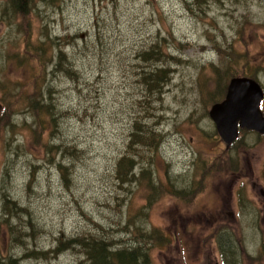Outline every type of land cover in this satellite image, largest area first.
Listing matches in <instances>:
<instances>
[{
  "label": "rangeland",
  "instance_id": "obj_1",
  "mask_svg": "<svg viewBox=\"0 0 264 264\" xmlns=\"http://www.w3.org/2000/svg\"><path fill=\"white\" fill-rule=\"evenodd\" d=\"M9 3L0 0V94L28 87L32 67L43 73L51 148L34 134V107H7L0 221L23 235L10 239L4 224L0 260L34 263L21 256L35 248L39 264H77L78 246L63 245L71 238L116 249L148 233L150 264H264V203L252 185L264 190V135L238 128L226 146L208 115L242 72L264 91V0H33L17 13ZM154 45L170 76L149 99L136 54ZM135 120L161 134L157 147L129 146ZM125 155L134 177L119 181ZM5 196L22 211L3 207Z\"/></svg>",
  "mask_w": 264,
  "mask_h": 264
},
{
  "label": "trees",
  "instance_id": "obj_2",
  "mask_svg": "<svg viewBox=\"0 0 264 264\" xmlns=\"http://www.w3.org/2000/svg\"><path fill=\"white\" fill-rule=\"evenodd\" d=\"M10 3L12 10L14 13H17V11L26 12L27 7H30L33 0H8ZM27 44H25L26 46ZM155 47L150 50L139 52L136 54L138 62H139V71L135 72V77L139 74V78L136 80V83L141 85L143 91H144V97L151 99L155 95L158 94L160 96L161 90L163 86L168 82V77L170 76V70L168 66L164 63L166 62V54L161 52L159 46H151ZM25 48V47H24ZM158 50H157V49ZM26 53L31 54L32 58L35 60V56L28 50H25ZM59 54H62L61 51H59ZM39 58V56H37ZM40 62V60H39ZM154 63V64H153ZM42 64V63H41ZM43 65V64H42ZM44 67V65H43ZM148 67V68H147ZM32 69L35 71L34 74L29 75L28 82H30V85L23 89L21 92L14 91L13 89H8L7 91H2L0 94V105L2 107L1 115L0 117L6 112L7 107H13L14 105H17L19 107H25L30 109L31 107L35 108V111H37L38 119L35 120V128H34V134L37 137L38 140L41 141L43 147L46 148V151H49L51 146L47 143V138L44 136V131L46 130V125L51 122V119H46L45 114L47 116H51L50 111V102L43 101L42 100V88L41 85L38 84L40 82V78L43 76V73L36 69L35 67H32ZM237 73H232V76H235ZM241 76H249L252 78H255L252 74L242 72L240 74ZM28 82L26 84H28ZM42 84V82H40ZM47 88L50 91L49 86ZM9 98L13 101L10 102ZM10 102V103H9ZM139 104V102H138ZM11 128L15 126L14 123H9ZM132 130L129 134V146L132 144H138L141 146H146L147 143L155 144L157 147V143L159 142V139L161 138V134H158L154 131V128L150 126L149 124L145 123V121H139L135 120L132 123ZM33 127H30L29 129H32ZM12 130V129H11ZM41 134H43L41 136ZM156 136L158 138H156ZM63 153V150H62ZM134 161L127 157V155L120 157L118 161L116 162L115 166V176L116 179L119 181H125L128 179H132L134 177L133 174H131V169ZM59 172L63 175L64 174V168L61 164L58 165ZM4 205L3 207H8V203L11 202L14 206L15 211H22L23 208L18 207L14 201H11L7 196L3 198ZM13 208L11 206V210L7 209L5 210V213H8L7 215L14 214ZM7 224V234L10 239H19L22 237L23 234L20 233V230H18L16 227L12 226L8 223L7 217L3 218V221H0V229L4 228V224ZM25 236L26 233H24ZM154 235V233H152ZM88 240H85L83 236L74 237L69 239L67 242L68 244H63L67 248L71 247L72 245L78 246V251L81 253L83 258L77 262V264H150L149 260V254L148 250L149 244H150V236L148 233H140L139 237H133L134 241H138L137 244H141L139 242L142 241V246L132 243L131 245L111 249L112 244H108L107 241L97 238L93 235H87ZM158 237V236H157ZM131 240V239H130ZM152 240V239H151ZM156 241H163L162 238H155ZM132 241V240H131ZM133 242V241H132ZM74 243V244H73ZM59 244L58 246H60ZM5 247L8 249L9 244H6ZM1 250V247H0ZM1 255V254H0ZM2 256V255H1ZM0 256V257H1ZM45 257V252L37 250L35 248H30L26 252L23 253L21 257H23V260L27 259H33L34 263L31 264H39L38 259L39 257ZM3 257V256H2ZM20 257V258H21ZM19 259L10 256V258L6 260H0V264H19ZM26 264V263H24Z\"/></svg>",
  "mask_w": 264,
  "mask_h": 264
},
{
  "label": "water",
  "instance_id": "obj_3",
  "mask_svg": "<svg viewBox=\"0 0 264 264\" xmlns=\"http://www.w3.org/2000/svg\"><path fill=\"white\" fill-rule=\"evenodd\" d=\"M263 97V89L255 79L236 76L229 80L223 99L214 103L208 112L226 146L237 138L238 128L264 135V115L259 108Z\"/></svg>",
  "mask_w": 264,
  "mask_h": 264
},
{
  "label": "flooded vegetation",
  "instance_id": "obj_4",
  "mask_svg": "<svg viewBox=\"0 0 264 264\" xmlns=\"http://www.w3.org/2000/svg\"><path fill=\"white\" fill-rule=\"evenodd\" d=\"M263 113V112H262ZM264 114V113H263ZM232 145V144H231ZM253 185V188L255 187L256 188V190L257 191H259V193L261 194V196H262V199H263V203H264V190L260 187V186H258V185H256L255 183H253L252 184ZM217 248L218 249H221V247L220 246H217ZM221 256V255H220ZM222 258H224V259H226V257L224 256V257H222ZM221 258V261H219L218 262V264H222L223 263V259Z\"/></svg>",
  "mask_w": 264,
  "mask_h": 264
},
{
  "label": "bare ground",
  "instance_id": "obj_5",
  "mask_svg": "<svg viewBox=\"0 0 264 264\" xmlns=\"http://www.w3.org/2000/svg\"><path fill=\"white\" fill-rule=\"evenodd\" d=\"M180 52V51H179ZM165 87V86H164ZM161 145V144H160ZM44 170V169H43ZM37 172V171H36ZM132 197V196H131ZM132 213H133V211H132Z\"/></svg>",
  "mask_w": 264,
  "mask_h": 264
}]
</instances>
